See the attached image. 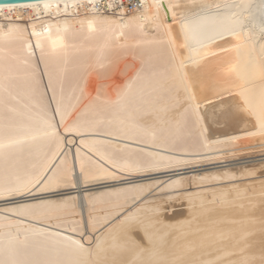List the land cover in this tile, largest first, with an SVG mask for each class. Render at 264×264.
Masks as SVG:
<instances>
[{"label":"bare ground","instance_id":"obj_1","mask_svg":"<svg viewBox=\"0 0 264 264\" xmlns=\"http://www.w3.org/2000/svg\"><path fill=\"white\" fill-rule=\"evenodd\" d=\"M128 1L0 3V264H264V0Z\"/></svg>","mask_w":264,"mask_h":264},{"label":"snow or ice","instance_id":"obj_2","mask_svg":"<svg viewBox=\"0 0 264 264\" xmlns=\"http://www.w3.org/2000/svg\"><path fill=\"white\" fill-rule=\"evenodd\" d=\"M45 31H48V29H45ZM229 31H230V34H234V30H229ZM32 35H33V36H40V35H42V33L35 31V26H33V32H32ZM40 46H41V45H40V42L37 41L36 47L39 48ZM53 46L55 47V43H54ZM72 243H73L74 245H76V247H77L78 249H82V250L84 249V246H83V244H82L80 241H72Z\"/></svg>","mask_w":264,"mask_h":264},{"label":"built area","instance_id":"obj_3","mask_svg":"<svg viewBox=\"0 0 264 264\" xmlns=\"http://www.w3.org/2000/svg\"><path fill=\"white\" fill-rule=\"evenodd\" d=\"M139 6H140V1L139 0H129L125 4V9H126V12H131V11H133L134 9H136Z\"/></svg>","mask_w":264,"mask_h":264},{"label":"water","instance_id":"obj_4","mask_svg":"<svg viewBox=\"0 0 264 264\" xmlns=\"http://www.w3.org/2000/svg\"><path fill=\"white\" fill-rule=\"evenodd\" d=\"M32 1H40V0H0V3L7 4V3H22V2H32Z\"/></svg>","mask_w":264,"mask_h":264},{"label":"rangeland","instance_id":"obj_5","mask_svg":"<svg viewBox=\"0 0 264 264\" xmlns=\"http://www.w3.org/2000/svg\"><path fill=\"white\" fill-rule=\"evenodd\" d=\"M255 155H256V156H255ZM251 156H253V157H252V158L250 157V160H257V159H260V156H259L257 153H256V154H255V153H253ZM254 157H255V158H254ZM261 157H264V155H263V156H261ZM210 166H211V165H210ZM210 166H209V167H207V168H210ZM201 167H202V168H200V167H197V168H198V170H199V168H200V170H202V169H205V168H206V166H204L205 168H204L203 166H201ZM211 167H212V166H211ZM207 168H206V169H207ZM194 169L196 170V168H193V169H188L187 171H192V170H194Z\"/></svg>","mask_w":264,"mask_h":264}]
</instances>
